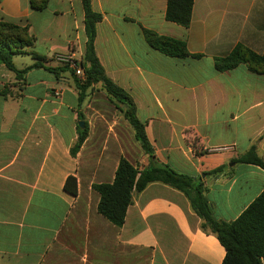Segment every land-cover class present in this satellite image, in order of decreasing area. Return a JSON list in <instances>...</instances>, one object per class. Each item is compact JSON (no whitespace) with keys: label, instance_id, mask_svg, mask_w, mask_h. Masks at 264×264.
I'll return each mask as SVG.
<instances>
[{"label":"crops","instance_id":"obj_1","mask_svg":"<svg viewBox=\"0 0 264 264\" xmlns=\"http://www.w3.org/2000/svg\"><path fill=\"white\" fill-rule=\"evenodd\" d=\"M103 14L96 51L106 73L138 107L155 161L204 188L218 220L233 221L264 191V169L236 162L253 144L264 157V73L246 64L218 71L215 58L238 44L264 52V0H195L189 27L166 20L167 0H92ZM0 21L29 24L30 51L57 66L81 59L82 0H0ZM143 28L187 42L199 58L151 47ZM19 56L14 57L16 64ZM17 66V65H16ZM23 67V68H24ZM18 69H22L17 67ZM0 264H222L226 249L180 190L150 183L134 195L122 226L99 212L93 185L112 182L122 157L139 169L150 157L100 84L79 107L74 80L45 68L18 80L0 66ZM88 136L76 156L78 112ZM85 125V124H84ZM223 167L217 175L210 172ZM77 178L76 195L66 190ZM263 264H264V258Z\"/></svg>","mask_w":264,"mask_h":264},{"label":"trees","instance_id":"obj_2","mask_svg":"<svg viewBox=\"0 0 264 264\" xmlns=\"http://www.w3.org/2000/svg\"><path fill=\"white\" fill-rule=\"evenodd\" d=\"M195 0H167L165 18L168 21L189 27ZM36 10L48 6V0H30ZM84 7V23L87 35L86 52L78 65L82 67L84 76H78L76 69L69 63L59 62L57 66L45 64L47 59L30 51L36 45L37 37L29 24L19 25L8 21H0V66L5 65L14 72L18 80H25L28 72L35 68H45L58 78L68 74L78 91L79 107L100 84L112 101L124 106L125 117L135 130V135L145 153L150 157L147 167L139 169L127 158L122 157L112 182L94 184L100 193L99 212L117 226H122L126 219L128 207L133 203L134 195L143 191L150 183L161 182L182 191L190 200L193 210L201 217V226L216 234L226 249L222 264H263L264 258V191L233 221L218 220L204 193V188L196 179L188 174L178 172L170 165H160L155 161L154 147L148 137L146 124L138 116V107L131 94L108 76L96 51L97 25L103 14L93 8L92 0H82ZM148 44L165 55L186 58H199L202 54H192L187 42L175 37L161 35L143 28ZM31 54L34 62L18 69L14 57ZM246 64L255 73H264V52L257 53L243 44L236 45L226 56L215 58L218 71L234 69ZM6 84L0 89V95L7 97L10 88ZM78 120L85 122L84 127L77 124L78 139L71 148V155L76 156L88 136V122L82 111L78 112ZM236 162L254 164L264 169V157L253 144ZM223 171L219 167L212 172L217 175ZM66 190L76 195L78 192L77 178L69 175L65 183Z\"/></svg>","mask_w":264,"mask_h":264},{"label":"built area","instance_id":"obj_3","mask_svg":"<svg viewBox=\"0 0 264 264\" xmlns=\"http://www.w3.org/2000/svg\"><path fill=\"white\" fill-rule=\"evenodd\" d=\"M56 59H57L58 63L59 62H61V63H69L73 68L76 69V74L78 76H84V71H83L82 67H80L78 65L80 59L75 58L73 56H67V55H58L56 57Z\"/></svg>","mask_w":264,"mask_h":264},{"label":"rangeland","instance_id":"obj_4","mask_svg":"<svg viewBox=\"0 0 264 264\" xmlns=\"http://www.w3.org/2000/svg\"><path fill=\"white\" fill-rule=\"evenodd\" d=\"M32 61L31 57L27 56H19V59L16 61V65L19 68H23L25 65Z\"/></svg>","mask_w":264,"mask_h":264},{"label":"water","instance_id":"obj_5","mask_svg":"<svg viewBox=\"0 0 264 264\" xmlns=\"http://www.w3.org/2000/svg\"><path fill=\"white\" fill-rule=\"evenodd\" d=\"M84 124H85V122H84L83 120H80V121H79V125H80L81 127H84Z\"/></svg>","mask_w":264,"mask_h":264}]
</instances>
